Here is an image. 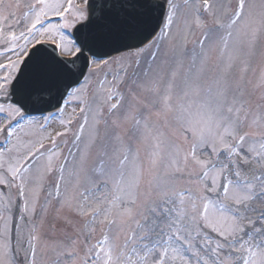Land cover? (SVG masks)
I'll list each match as a JSON object with an SVG mask.
<instances>
[{"label": "snow or ice", "instance_id": "snow-or-ice-1", "mask_svg": "<svg viewBox=\"0 0 264 264\" xmlns=\"http://www.w3.org/2000/svg\"><path fill=\"white\" fill-rule=\"evenodd\" d=\"M22 6L0 0V264H264V0Z\"/></svg>", "mask_w": 264, "mask_h": 264}, {"label": "rangeland", "instance_id": "rangeland-1", "mask_svg": "<svg viewBox=\"0 0 264 264\" xmlns=\"http://www.w3.org/2000/svg\"><path fill=\"white\" fill-rule=\"evenodd\" d=\"M8 3H11L13 5V8L11 9V11H14L15 12V18H20L22 19V13L24 11H27V8L26 7H21L19 10L15 9V4L17 2H19L21 5H25L28 0H8L7 1ZM11 23V22H10ZM20 27H22V25L20 26H17V25H13V28L16 30V31H19L20 30ZM261 49L264 50V40H261ZM55 126V125H54ZM38 259H41V257H38Z\"/></svg>", "mask_w": 264, "mask_h": 264}]
</instances>
